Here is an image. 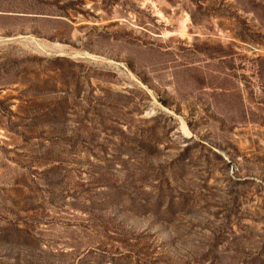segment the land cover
I'll use <instances>...</instances> for the list:
<instances>
[{
	"label": "rangeland",
	"instance_id": "rangeland-1",
	"mask_svg": "<svg viewBox=\"0 0 264 264\" xmlns=\"http://www.w3.org/2000/svg\"><path fill=\"white\" fill-rule=\"evenodd\" d=\"M0 264H264V0H0Z\"/></svg>",
	"mask_w": 264,
	"mask_h": 264
}]
</instances>
